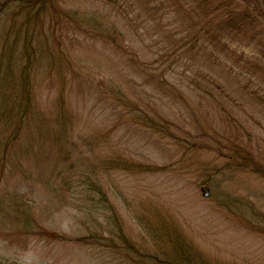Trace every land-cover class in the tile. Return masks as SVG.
Masks as SVG:
<instances>
[{
  "label": "rangeland",
  "instance_id": "obj_1",
  "mask_svg": "<svg viewBox=\"0 0 264 264\" xmlns=\"http://www.w3.org/2000/svg\"><path fill=\"white\" fill-rule=\"evenodd\" d=\"M114 1L59 0L63 10L110 13L116 39L88 37L70 23L56 26L47 20L44 31L50 35H41L37 47L43 50L30 69L29 110L6 120L1 116L12 114L14 104L0 112V136L8 144L0 142L1 207L13 211V194L23 192L33 204L35 225L24 226L19 218L20 233L10 238L0 219V255L16 264L29 250L52 264H129L113 256L106 237L119 243L120 229L139 251L164 254L175 244L162 235L169 228L185 243L183 250L213 264H264V236L257 231L264 225V178L231 170L216 151L236 142L264 163V75L253 71L254 63L264 68V22L245 21L242 30L219 28L197 50L180 42L187 34L202 42V34L194 31L200 29L198 4L206 0ZM161 2L171 10L163 12ZM3 13L16 12L6 8ZM217 35L216 45L210 43ZM19 67H13L16 74ZM120 94L179 143L136 122L135 110L122 105ZM12 133L18 141L10 144ZM29 138L33 145L67 153V166L53 163L57 174L47 184L38 181L35 155H26ZM84 156L91 166L101 163L98 175L107 198L95 214L103 238L94 245L74 239L89 232L86 217L64 204L70 190L60 181L86 169ZM53 181L61 185L59 192ZM58 202L63 205L57 208ZM145 220L162 233L157 238L162 245L151 244ZM129 253L124 252L128 260Z\"/></svg>",
  "mask_w": 264,
  "mask_h": 264
},
{
  "label": "trees",
  "instance_id": "obj_2",
  "mask_svg": "<svg viewBox=\"0 0 264 264\" xmlns=\"http://www.w3.org/2000/svg\"><path fill=\"white\" fill-rule=\"evenodd\" d=\"M58 1L59 0H0V28L3 26V29H0L1 114L6 108L10 107L11 104H14L12 114L6 112L3 113L5 116H1L0 114L1 118L4 120H6V117L9 116L14 117L17 113L21 115V113L18 112L20 110H22V113L24 112L25 114L30 108L29 103L32 96L29 88L32 84L30 69L35 68L39 58L38 52L39 50H43V46L37 47L41 43V35L43 33L50 35L44 31V22H47L48 20L50 24L54 23L56 26H61L64 23H70L73 31L83 32L88 37L99 36L102 38L104 37V39H108L109 41H111L112 38L114 40L116 39V33L114 31L116 30L114 25L115 22H112L113 19L110 13L106 14L104 10H100L99 12L98 9H95L91 12H84L83 10L80 12L77 9L63 10ZM100 1L104 4H109L111 0ZM206 1L207 2H205V4H202L201 2L198 4L199 12L196 13L198 16L196 20L198 21V28L200 29L194 31L200 32L202 34V42L196 38H189L187 34L186 37L183 38L184 40L180 42L183 46H196V49L199 50L202 46L205 47L208 45L209 42H207L208 40L206 39L213 33V31L219 28L226 31L234 28L242 30V25L246 22V24H249L253 21H258L257 19L264 22V0ZM113 2L115 1L113 0ZM159 7H164L163 12H168L171 10V8L167 6V3L165 2H161ZM6 8H14L16 13H3ZM103 8L104 7L101 9ZM21 15H23V17L19 19L18 16L20 17ZM203 17H205V19L202 20L201 24H199L200 19ZM195 24L196 23H194V25ZM217 40L218 35L214 40H211L210 43L216 45ZM47 41H49L48 38L42 41L45 47L48 46ZM193 41L195 44H193ZM19 43H21L20 47H18ZM171 54H166V58ZM15 64L20 65L17 74L13 69ZM170 64L171 63L167 64V66H164L163 69H169ZM253 66L255 67H252L254 68L253 71H259L260 74L264 75L263 67L255 63ZM123 98L124 95L120 94L118 99L128 111L135 110L134 118L136 122H139V124L144 127L151 128L156 132H159L162 136L171 138L172 140L174 139L175 143H179L178 137L172 134L168 129H165V126L162 123L155 121L145 112L140 111L139 106L133 105V102L129 100L123 101ZM16 106H18L17 109H15ZM33 132L38 133V131L35 129ZM17 136V134L12 133L9 143L12 144L13 142L18 141ZM0 142H2V145L5 148L8 147L6 136H0ZM24 147L29 153H26L28 157H31V154L35 155L38 161H36L37 164H35L36 170L39 168V171H41V173L38 172L40 177L38 181L41 180L44 182V184H47V182L50 181V178L57 174L56 171H54L55 164L53 166V163L63 161L66 162L63 167H66L67 162L69 161L67 153L65 154L62 148V150L59 149L58 151L56 150V152L54 149L49 147H47V149L41 148L39 145H33L30 138L28 139L27 143L24 144ZM224 148L225 150L216 147V151L225 157L224 160L231 170H248L257 176L264 178V163L259 160L256 161L254 158V153H252L248 147L243 150L242 148H239V145L236 142H232L230 145H225ZM10 153L12 154L15 152L10 151ZM42 153H44V155H41ZM119 161L122 165L125 164L121 162L122 160ZM83 162L86 164L85 170H77V174L70 177L69 179H65V177L60 179L62 187L64 186L70 190L68 191V195L63 196L62 198L64 200V204L66 203L65 205H69L78 210L80 208L86 217L84 225L89 232L78 235L74 239L79 241L86 239L88 245L89 243L90 245H94L101 242L100 239L103 238L100 230H98V227L102 226V224L98 219V215L95 216V214L99 213V208L102 206V203L105 205L107 198L98 175L99 171L101 170V163L98 164V168L97 165L91 166L90 164L92 163H89L90 158L85 156ZM83 162L81 161L79 163ZM108 162H110V160ZM106 164L107 163H103V167H105L104 165ZM227 165L224 167L229 168ZM44 171H47V173ZM51 187H53L55 191L59 192L61 185L57 188L55 182L53 181ZM13 195L15 198L12 199V202L10 201L12 204L9 202V204L12 205L14 209L13 211H11V209L3 210L1 205L5 200L4 198H0V219L3 222V228L6 232L5 236L9 235L10 238L13 235L17 236V234L20 233V229H16L15 225L17 224V220H19V218L22 219V224L24 226L32 228L35 226L31 216V208L33 207V204L29 200L25 199V194L23 192L22 194L16 193ZM75 195L82 198H76ZM58 205L61 207L63 204L58 202L57 208ZM73 216L78 217L77 214H74ZM94 221L95 224H91V222L94 223ZM113 221L115 224H117L115 218ZM30 223H32V225H30ZM142 224L145 226V233L148 235L150 234L152 237L151 244L162 245L160 242H157V238L159 236L161 237L162 233L159 232V230L156 229L153 224L148 223L146 220L143 221ZM34 230L32 229L33 233ZM257 231L264 236V225H257ZM21 234L25 233L21 232ZM50 234L53 233L50 232ZM162 235L167 236L170 239H168L169 243L175 242L173 247L175 252H172L173 249H171V251L167 250L164 254H159L158 252L161 251L160 248V251H157L158 254L150 253L147 248L141 252L132 242L128 241V238H126L120 229L118 233L119 240H117L119 243H117L113 237H106L105 239H108L106 240L105 244L114 249L115 254L113 256L115 258L121 262H127L129 264H133L132 261H134V264H213V262L206 260L204 256L195 255L191 252L189 253L188 251L183 250L185 248V243L180 241L179 235L176 233V231H172L171 233L170 229L167 228L165 233ZM59 236H61V234H59ZM64 236L65 235H62V237ZM91 237L92 240L89 242L88 239ZM127 250L130 252L128 254V258H130L129 260L124 255V252ZM0 264L16 263L9 261L7 258L0 255Z\"/></svg>",
  "mask_w": 264,
  "mask_h": 264
},
{
  "label": "clouds",
  "instance_id": "obj_3",
  "mask_svg": "<svg viewBox=\"0 0 264 264\" xmlns=\"http://www.w3.org/2000/svg\"><path fill=\"white\" fill-rule=\"evenodd\" d=\"M19 264H52L51 259L44 261L38 250H29L17 257Z\"/></svg>",
  "mask_w": 264,
  "mask_h": 264
},
{
  "label": "water",
  "instance_id": "obj_4",
  "mask_svg": "<svg viewBox=\"0 0 264 264\" xmlns=\"http://www.w3.org/2000/svg\"><path fill=\"white\" fill-rule=\"evenodd\" d=\"M201 190H202V192H203V195H207L208 194V189L207 188H205V187H201Z\"/></svg>",
  "mask_w": 264,
  "mask_h": 264
}]
</instances>
